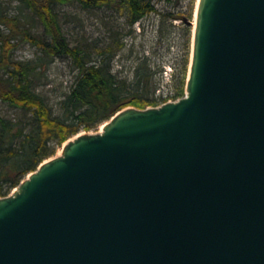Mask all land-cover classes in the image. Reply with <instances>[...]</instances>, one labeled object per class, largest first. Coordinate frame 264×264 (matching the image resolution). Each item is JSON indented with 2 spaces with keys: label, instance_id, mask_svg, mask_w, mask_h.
<instances>
[{
  "label": "water",
  "instance_id": "water-1",
  "mask_svg": "<svg viewBox=\"0 0 264 264\" xmlns=\"http://www.w3.org/2000/svg\"><path fill=\"white\" fill-rule=\"evenodd\" d=\"M185 95L69 139L0 197V264H264V0H199Z\"/></svg>",
  "mask_w": 264,
  "mask_h": 264
},
{
  "label": "trees",
  "instance_id": "trees-1",
  "mask_svg": "<svg viewBox=\"0 0 264 264\" xmlns=\"http://www.w3.org/2000/svg\"><path fill=\"white\" fill-rule=\"evenodd\" d=\"M157 1L171 0H18L20 14L9 17L0 11V102L20 113L8 117L0 113V197H6L46 160L57 154L59 148L81 132L96 131L115 114L127 107L145 109L157 106L151 94L155 93L154 74L142 72L147 62L136 70V89L113 73L111 60L124 47L122 38L131 32L115 34V45L95 47L100 60L92 58L89 44L71 42L66 32L70 21L63 8L76 7L83 11L109 9L125 17L131 28L143 18L157 12ZM192 5L189 19L193 17ZM170 14L171 20H176ZM37 21L42 29L31 32L29 19ZM4 27L9 33L3 32ZM118 35H121L119 39ZM188 51L182 75L177 83L174 99L185 95L190 66L191 28L187 27ZM19 36L40 50L35 61H15ZM56 59H69L77 71L71 92L62 102L61 114L52 115L43 97L33 89L37 72Z\"/></svg>",
  "mask_w": 264,
  "mask_h": 264
},
{
  "label": "rangeland",
  "instance_id": "rangeland-1",
  "mask_svg": "<svg viewBox=\"0 0 264 264\" xmlns=\"http://www.w3.org/2000/svg\"><path fill=\"white\" fill-rule=\"evenodd\" d=\"M156 5L157 12L127 29H124L126 27L125 17L109 9L83 11L74 6L61 9L70 21L66 27L70 41L89 44V52L95 60L101 58L95 47L108 48L115 45L116 37H113L112 34L130 30L131 33L122 38L121 42L124 43V47L116 51L111 60V66L113 73L125 80L130 88L135 90L136 70L142 62H147L145 66L147 68H143L142 72L146 73L149 68L150 73L154 74V85H157V89L154 94L151 89H145L144 93L151 94L158 103L157 106L147 108L158 107L180 99L173 97L188 51L187 27L191 28L190 50L192 52L194 26L189 22L194 23L195 21L197 0L157 1ZM192 5L194 12L190 20L189 13ZM0 11L9 17L19 15L18 0H0ZM171 13L178 16L176 20L170 19ZM29 24L33 34L42 32L36 20L30 18ZM1 29L3 32L9 33L4 27ZM119 37L121 35H118L117 38L119 39ZM15 42H18V48L13 57L15 61H35L41 55L40 50L25 41L23 36H19ZM76 75L77 71L69 59H56L52 64L44 66L37 72L33 89L43 97L54 117L61 114L62 102L71 92ZM0 113L8 117H20L22 114L3 102H0ZM101 127L96 131L81 132L80 134L97 133ZM61 149H58L56 155L60 154Z\"/></svg>",
  "mask_w": 264,
  "mask_h": 264
},
{
  "label": "bare ground",
  "instance_id": "bare-ground-1",
  "mask_svg": "<svg viewBox=\"0 0 264 264\" xmlns=\"http://www.w3.org/2000/svg\"><path fill=\"white\" fill-rule=\"evenodd\" d=\"M198 3H199V0H197V5H198ZM195 20H196V13H195ZM194 23H195V21H194Z\"/></svg>",
  "mask_w": 264,
  "mask_h": 264
}]
</instances>
